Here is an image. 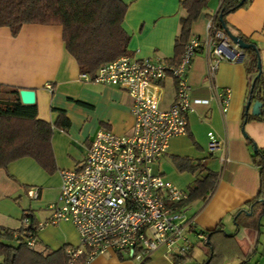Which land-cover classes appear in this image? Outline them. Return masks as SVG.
Listing matches in <instances>:
<instances>
[{"label": "crops", "instance_id": "0c3cea01", "mask_svg": "<svg viewBox=\"0 0 264 264\" xmlns=\"http://www.w3.org/2000/svg\"><path fill=\"white\" fill-rule=\"evenodd\" d=\"M122 1L127 4L122 27L130 35V56L141 59L159 56L170 62L180 32V18L185 15L180 0ZM221 2L208 1L191 26V38L206 37V24L218 13ZM225 19L230 31L257 45L264 58V0H249L246 6L228 14ZM207 57L206 51L200 49L189 72L190 97L194 102L188 115L187 133L171 138L166 153L154 166L155 172L165 180L188 192L209 171L217 174L216 185L208 196L186 204L187 216L194 219L195 232L206 238V232L220 224L227 235L236 231L234 214L246 208L260 188L259 168L253 163V147L264 150V122L243 123L251 76L246 53L222 61L215 75L213 84L217 92L229 89L231 93L226 113L222 111L221 100L211 90ZM80 75L75 58L66 49L60 25L24 24L17 35H13L9 27L0 28V83L19 91H35L34 104L40 120L54 126L59 112L63 111L70 121L67 129L54 126L52 131L55 172L48 173L31 157L19 158L0 168V230L17 233L23 228L21 221L26 213L35 223H43L50 217L49 205L57 200L60 192V172L83 162L91 140L100 128H109L118 134L130 132L132 100L127 92L115 86L87 82ZM164 88V105L169 106L175 86L170 80L165 82ZM204 100L207 102H201ZM209 132L219 142L213 152L208 149ZM246 136L254 141V146L248 144ZM223 154L230 160L222 167L219 158ZM174 158H187L190 164H199L200 168L194 173L180 172ZM169 164L175 169L167 173ZM30 187L38 189V198L31 199L26 195ZM262 221L264 215L260 218L259 233L255 227H245L235 238L221 233L213 237L216 249L226 257L224 264L236 261L240 264L242 255L249 253L253 254L248 264H264ZM192 240L195 244L199 238L194 234ZM78 245L79 234L75 227L70 222H59L39 230L34 249L46 252ZM86 264L173 263L164 250L159 249L141 260L125 251L110 250L96 255Z\"/></svg>", "mask_w": 264, "mask_h": 264}, {"label": "built area", "instance_id": "2783aa9c", "mask_svg": "<svg viewBox=\"0 0 264 264\" xmlns=\"http://www.w3.org/2000/svg\"><path fill=\"white\" fill-rule=\"evenodd\" d=\"M202 48L208 55L211 90L226 113L231 93L229 89L217 92L215 75L222 61L242 57L245 52L215 27L214 18L206 24V37L191 38L176 63L159 56L141 59L124 55L102 63L93 75L81 73L87 82L127 92L132 100L133 125L125 134L100 128L83 162L60 172V192L49 205L50 217L35 224L27 215L22 218L23 228L29 229L26 244L30 250L36 247L41 228L59 222H70L79 234V245L66 249L67 264H86L110 250L125 251L141 260L159 249L173 263V256L191 249L192 235L201 241L206 239L195 232L194 219L187 216L184 202L189 192L154 170L171 138L187 133L194 102L188 76ZM167 80L175 86L169 106L163 101ZM213 136L209 132L210 152L219 147ZM219 160L223 167L230 159L223 154ZM38 195L36 187L28 188L29 198L36 199Z\"/></svg>", "mask_w": 264, "mask_h": 264}, {"label": "trees", "instance_id": "16d2710c", "mask_svg": "<svg viewBox=\"0 0 264 264\" xmlns=\"http://www.w3.org/2000/svg\"><path fill=\"white\" fill-rule=\"evenodd\" d=\"M209 0H180V7L185 15L180 18V32L175 41L174 57L170 61L180 60L186 44L191 39V26L197 20L201 11ZM222 0L218 13L214 17L215 27L223 30L226 25L225 17L247 5L246 0ZM127 10V4L122 0H0V28L9 27L13 35H17L24 24H55L62 27V37L67 51L75 58L81 73L93 75L97 68L105 62H110L124 55H131L128 50L130 35L122 27ZM219 15H222L220 20ZM232 30V29H231ZM246 43H251L241 34H237ZM254 44V43H253ZM248 69L256 75L257 53L260 49L256 45L245 51ZM250 76L247 102L251 104L260 101L262 107L258 115L250 111L244 112L243 123L254 121L264 122V70L251 86ZM250 110V109H249ZM60 129H67L70 121L63 111L59 112L54 124ZM54 126L42 121L38 117L36 104L24 105L17 88L8 87L0 83V168H5L10 162L22 157L33 158L45 171H56L52 151V131ZM246 141L254 146V141L246 136ZM180 172H196L199 164H190L187 158H174ZM253 163L259 168L260 188L257 195L250 200L246 208L239 209L234 214L236 231L227 235L222 224L209 230V239H199L193 243L191 249L181 255L173 256V264H186L193 258L196 244L204 245L205 259L200 264H223L226 257L216 249L213 237L218 233L225 237L239 236L245 227H255L260 232V218L264 215V150L258 149L253 154ZM217 174L209 171L203 180L196 182L195 188L189 192L184 204L204 198L214 189ZM35 224L30 214H25ZM15 232L0 230V264H67L68 254L64 246L55 251H39L31 249L26 244L29 229L22 228ZM253 253L242 255L240 264H248ZM80 260H83L81 257ZM207 260H209L207 262Z\"/></svg>", "mask_w": 264, "mask_h": 264}, {"label": "water", "instance_id": "95a60500", "mask_svg": "<svg viewBox=\"0 0 264 264\" xmlns=\"http://www.w3.org/2000/svg\"><path fill=\"white\" fill-rule=\"evenodd\" d=\"M246 0H241L240 3H238L239 5H241L243 2H245ZM222 15H219V18L220 20H222ZM223 31L226 33V35L229 37V39L236 45H238V47L240 49H242V51H247L248 49L250 48H255L256 49V45L253 44V43H246L241 37L233 34L229 29L228 27H226V25H223ZM262 60H261V57H260V54L257 53V69H258V72L257 74L254 76L252 75L251 78L253 79L252 80V88L253 86L255 85V81L257 78L260 77L261 73L263 72V69H262ZM35 91L33 90H29V89H21L19 91V96H20V99H21V102L24 104V105H31V104H34L35 103ZM262 107V103L260 101H255L254 103L251 104V101L249 100L247 103H246V106H245V111L248 112L249 111V108L252 109V114L253 115H258L260 113V109ZM254 151L257 150V147L254 146ZM209 239V235L207 237ZM209 260H207L208 262Z\"/></svg>", "mask_w": 264, "mask_h": 264}, {"label": "rangeland", "instance_id": "374dc122", "mask_svg": "<svg viewBox=\"0 0 264 264\" xmlns=\"http://www.w3.org/2000/svg\"><path fill=\"white\" fill-rule=\"evenodd\" d=\"M260 57H261V60H262V69L264 70V58H262V54H261V52H260ZM167 82H170V80H167ZM167 96V95H166ZM163 98L164 99H166L165 98V95L163 96ZM174 167H173V165H171V164H169V167H167L166 168V171H167V173H169L170 171H174ZM185 189V188H184ZM27 195V194H26ZM262 224H264V221H262ZM202 247H205L204 245H200V246H196L195 247V249H194V256H193V258L190 260L189 259V261H187L186 262V264H194V263H201L202 262V259L204 260V258H205V255H204V253H203V251L204 250H202L203 248ZM237 263V261L236 262H234V263H225V264H236ZM224 264V263H223Z\"/></svg>", "mask_w": 264, "mask_h": 264}]
</instances>
